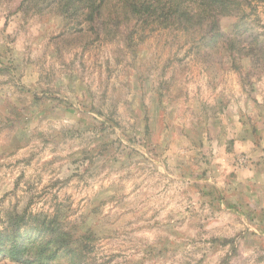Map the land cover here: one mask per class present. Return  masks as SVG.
<instances>
[{
	"label": "clouds",
	"instance_id": "1",
	"mask_svg": "<svg viewBox=\"0 0 264 264\" xmlns=\"http://www.w3.org/2000/svg\"><path fill=\"white\" fill-rule=\"evenodd\" d=\"M34 35L39 36L40 31ZM33 47V58L42 57L46 65L54 64L58 78L49 99L31 108L27 132L44 134L54 141L45 160L60 156L66 162L76 161L57 174L45 175L36 185L32 193L40 198L36 207H46L44 201L49 196L45 193L58 191L67 206L68 219L81 231L91 228L98 238L92 253L98 260L121 253L127 260L142 261L144 250L156 238L140 242L145 222L161 219L162 212L170 210L185 215L195 211L213 218L225 227L227 236L243 234L255 241L243 252L244 257L255 255L257 247L264 244V128L253 139L249 117L264 113V74L259 81L253 77L251 88L242 84L227 59L220 71L207 72L188 58L183 86L193 92L192 99L186 101L192 123L201 129L205 140L209 131L214 132L213 125L227 132L225 140L233 142V154L241 156L243 166L235 168L227 162L224 146L218 141L200 148L188 138L174 135L170 120L161 125L145 118L144 113L156 106L151 88L121 91L126 81L106 80L96 57L82 50L57 57L45 55L41 41ZM190 47L181 34L171 52L179 49L184 56ZM21 83L38 88V73L25 76ZM11 100L18 102V96ZM193 106L198 110L192 112ZM161 107L169 111L166 104ZM26 151L20 147L8 162ZM202 155L208 163L202 161ZM18 176L19 170L8 176L0 195L14 190ZM57 179L67 183L50 187ZM207 193L216 198L214 205H210ZM111 196L123 201L125 207L118 208ZM172 240L178 248L177 259H186L189 264H220L229 251L225 247L213 252L207 244H191L177 237Z\"/></svg>",
	"mask_w": 264,
	"mask_h": 264
},
{
	"label": "rangeland",
	"instance_id": "2",
	"mask_svg": "<svg viewBox=\"0 0 264 264\" xmlns=\"http://www.w3.org/2000/svg\"><path fill=\"white\" fill-rule=\"evenodd\" d=\"M48 1L0 0V189L4 187L8 176L19 170L14 190L0 195V229L9 224L8 219L13 212L24 215L29 224L36 221L35 224L44 227L46 223L47 238L56 233L63 234L60 237L64 239L65 233H68L73 236L71 240L76 247L84 248L79 264H112L114 260H120L121 264H189L186 259H177L178 248L173 246L172 237L191 244H207L213 252L228 247V254L220 264L264 262V244L257 247L254 256L244 257L243 252L256 244L255 241H249L243 234L227 236L224 226L199 212L185 215L171 210L162 212L161 219L145 222L143 240L140 242L146 243L156 238L154 244H149L144 250L142 261L127 260L121 253L98 260L92 254L98 238L91 228L85 227L81 231L68 219L67 206L58 191L45 193L49 196L44 201L46 207H36L40 200L32 195L36 185L45 175L57 174L76 161L66 162L60 156L45 160L54 141L44 134L30 135L26 129L31 108L49 99L51 86L58 78L54 64L46 65L42 57L33 58L32 53L36 50L33 45L41 41L45 55L61 57L73 49H79L95 56L101 75L106 80L126 81V87L121 88V91L151 88L155 93L156 106L144 113L145 118L160 122L161 125L170 120L174 135L186 137L200 148H204L205 143L210 145L214 140L218 141L219 145L224 146L227 162L235 168L242 167L241 156L233 154V142L225 140L227 132L222 127L213 125L214 132L209 131L205 140L201 129L192 123L186 101L192 99L193 92L183 84L189 57L194 66L207 72L220 71L227 59L242 84L254 88L253 77L259 81L261 74H264V0H238L240 3L236 5L233 15L221 18L225 43H220L218 48L210 47L206 38L202 37V29L190 33L180 29L177 23L165 25L158 20L150 22L144 29L138 27L129 41L117 35V30L113 32L106 26V30L102 27L103 34L99 36L90 30L81 12L74 13V16L68 15L67 10L72 11L73 7L63 8L64 0H54L51 5H47ZM107 3L113 5L112 0H107ZM191 5H196V2L193 1ZM245 28L247 30L244 31ZM108 30L111 31L108 32L110 35L106 33ZM35 31H40V35H34ZM181 34L191 44L184 56H180L179 49L171 52ZM252 36L258 39L253 52L242 54L237 49L228 48L234 41L232 39L244 38L249 41ZM233 51H236L235 58ZM165 52L168 54L163 55ZM33 73H38L39 87L26 88L21 81ZM166 76L168 79L164 78ZM12 96H18V102L13 103ZM148 101L153 102V98L149 97ZM165 104L169 111L162 109L161 106ZM197 110L196 106L191 109L192 112ZM249 120L252 122L250 134L255 139L261 128H264V113L249 117ZM22 146L27 149L23 156L8 162L9 157L15 155ZM201 159L208 163L206 155H202ZM79 179L83 181L84 177ZM66 183L67 180L57 179L50 187H63ZM207 195L211 197L210 205H214L216 198L211 193ZM110 198L116 201L118 208L125 207L124 202L115 196ZM49 221H52L50 225ZM157 232L160 233L158 237ZM62 253L53 264H71V256ZM197 264H203V261Z\"/></svg>",
	"mask_w": 264,
	"mask_h": 264
},
{
	"label": "trees",
	"instance_id": "3",
	"mask_svg": "<svg viewBox=\"0 0 264 264\" xmlns=\"http://www.w3.org/2000/svg\"><path fill=\"white\" fill-rule=\"evenodd\" d=\"M53 1L49 0L47 5H51ZM193 1L196 5H191ZM112 2L111 6L107 0H64L63 8L67 9L70 5L73 7L72 11L67 10L69 16L81 12L90 30L99 36L103 34L102 27L105 29L106 26L113 32L117 30V35H122L129 41L133 39L138 27L144 29L150 22L158 20L165 25H169V22L177 23L180 29L190 33L202 29V37L206 38L210 47L218 48L220 43H225L221 18L233 15L236 5L240 3L238 0H112ZM110 30L106 33L109 34ZM232 40L234 41L228 48L237 49L242 54L253 52L256 50L254 47L258 45L256 41L258 39L254 36L249 41L244 38ZM235 54L236 51H233V58ZM8 220L9 224L0 229V264H53L52 262L60 257L62 252L71 256V264L80 263L84 248L74 245L72 235L65 233L64 239H61L60 235L63 234L52 233L47 238L46 223L44 227L35 224L36 221L29 224L24 215L18 212H13Z\"/></svg>",
	"mask_w": 264,
	"mask_h": 264
}]
</instances>
